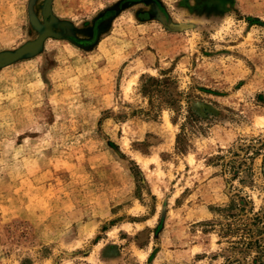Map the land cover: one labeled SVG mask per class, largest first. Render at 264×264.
<instances>
[{"label":"rangeland","instance_id":"374dc122","mask_svg":"<svg viewBox=\"0 0 264 264\" xmlns=\"http://www.w3.org/2000/svg\"><path fill=\"white\" fill-rule=\"evenodd\" d=\"M0 264H264V0H0Z\"/></svg>","mask_w":264,"mask_h":264}]
</instances>
